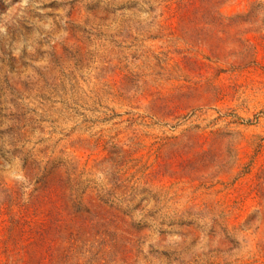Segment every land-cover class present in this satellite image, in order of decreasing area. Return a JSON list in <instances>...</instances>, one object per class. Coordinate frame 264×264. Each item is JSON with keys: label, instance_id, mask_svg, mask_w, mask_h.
<instances>
[{"label": "rangeland", "instance_id": "obj_1", "mask_svg": "<svg viewBox=\"0 0 264 264\" xmlns=\"http://www.w3.org/2000/svg\"><path fill=\"white\" fill-rule=\"evenodd\" d=\"M0 264H264V0H0Z\"/></svg>", "mask_w": 264, "mask_h": 264}, {"label": "trees", "instance_id": "obj_2", "mask_svg": "<svg viewBox=\"0 0 264 264\" xmlns=\"http://www.w3.org/2000/svg\"><path fill=\"white\" fill-rule=\"evenodd\" d=\"M29 210L26 208V211ZM39 210H36V209H31L29 210L27 213H24L22 214V216L18 217L17 220L15 221V227L17 228H24L26 227L25 224L26 223H31V222H35L36 221V224H37V230H39L41 227H40V217H39ZM68 237L70 238H73V234L70 232H68ZM75 238V237H74ZM71 244H73V242H71ZM68 252L66 250V257L68 256Z\"/></svg>", "mask_w": 264, "mask_h": 264}]
</instances>
